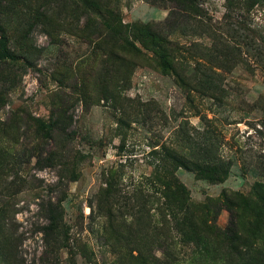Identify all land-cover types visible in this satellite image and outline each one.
<instances>
[{
	"label": "rangeland",
	"instance_id": "rangeland-1",
	"mask_svg": "<svg viewBox=\"0 0 264 264\" xmlns=\"http://www.w3.org/2000/svg\"><path fill=\"white\" fill-rule=\"evenodd\" d=\"M4 53L0 264H264V0H0Z\"/></svg>",
	"mask_w": 264,
	"mask_h": 264
},
{
	"label": "trees",
	"instance_id": "trees-1",
	"mask_svg": "<svg viewBox=\"0 0 264 264\" xmlns=\"http://www.w3.org/2000/svg\"><path fill=\"white\" fill-rule=\"evenodd\" d=\"M133 47L135 45H132ZM9 54L4 53V55L0 56V59H4L3 57H7ZM3 56V57H2ZM174 75L180 79L179 75L175 72L172 71ZM182 80V77H181ZM186 160L185 157L182 155V159H179V164L181 166H191L194 170H196L200 176L202 177H208L211 178L214 176V174H217L218 172H224V169L219 167L217 164H206L204 162H200V158L197 159L196 161H191L189 163V160ZM190 164V165H189ZM172 185L174 187V196L172 199V203L168 207L169 214L173 215V218L175 219V222L177 225H181L186 228H190L191 230L195 232H200V231H214L217 232L215 229V224L213 221H210L207 217L204 216L202 210L200 208H197V206H194L192 208L191 204L189 203L188 196L186 195V189L185 187L181 184L176 182V180L173 178L172 179ZM169 183H166V186ZM231 198H228L226 196H222L221 199V204L225 205L227 208L232 204H234L232 201H230ZM242 201V202H241ZM240 203H235L234 207H240L241 203L244 205V207H249V203L245 202L244 200H241ZM262 201V207L257 208V211L255 213V218H256V224L258 223L259 219L264 220V198L261 197ZM257 206V204H255ZM190 208L192 212L190 211ZM187 213H190V221L188 222V217ZM234 215V212H233ZM239 217L243 216L238 215ZM234 231H236V226H235V220L232 218L230 221V224L226 227L225 234L226 236L230 237L234 235ZM220 233V232H219Z\"/></svg>",
	"mask_w": 264,
	"mask_h": 264
}]
</instances>
